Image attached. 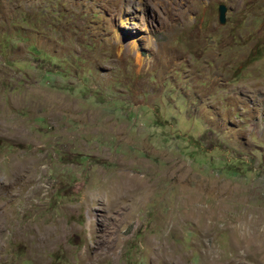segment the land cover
<instances>
[{
    "label": "rangeland",
    "instance_id": "rangeland-1",
    "mask_svg": "<svg viewBox=\"0 0 264 264\" xmlns=\"http://www.w3.org/2000/svg\"><path fill=\"white\" fill-rule=\"evenodd\" d=\"M0 264H264V0H0Z\"/></svg>",
    "mask_w": 264,
    "mask_h": 264
},
{
    "label": "water",
    "instance_id": "water-1",
    "mask_svg": "<svg viewBox=\"0 0 264 264\" xmlns=\"http://www.w3.org/2000/svg\"><path fill=\"white\" fill-rule=\"evenodd\" d=\"M218 12V22L219 24H224L225 23V16L227 12V8L224 4H220L217 9Z\"/></svg>",
    "mask_w": 264,
    "mask_h": 264
}]
</instances>
